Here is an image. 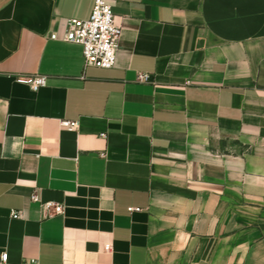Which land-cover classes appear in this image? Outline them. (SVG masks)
Segmentation results:
<instances>
[{"label": "crops", "instance_id": "crops-1", "mask_svg": "<svg viewBox=\"0 0 264 264\" xmlns=\"http://www.w3.org/2000/svg\"><path fill=\"white\" fill-rule=\"evenodd\" d=\"M108 1L99 68L94 0H0V264H264V0Z\"/></svg>", "mask_w": 264, "mask_h": 264}, {"label": "built area", "instance_id": "built-area-1", "mask_svg": "<svg viewBox=\"0 0 264 264\" xmlns=\"http://www.w3.org/2000/svg\"><path fill=\"white\" fill-rule=\"evenodd\" d=\"M121 27L115 22L112 5L108 0H94L91 14L88 18H67L60 32L50 31L49 38L73 42L82 46L85 66L111 68L115 63L116 50L119 45ZM139 81H149L148 73H138ZM16 81L29 85L36 90L45 84V75L36 74L30 77H16ZM32 200H38L34 193ZM41 207L49 215L63 212V205L52 201L41 202ZM130 210H133L132 208ZM20 212L13 211L12 217L17 218ZM110 248L109 244L105 245ZM7 252L1 253V262H6Z\"/></svg>", "mask_w": 264, "mask_h": 264}]
</instances>
